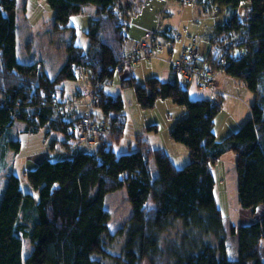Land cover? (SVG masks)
<instances>
[{
	"label": "trees",
	"instance_id": "trees-1",
	"mask_svg": "<svg viewBox=\"0 0 264 264\" xmlns=\"http://www.w3.org/2000/svg\"><path fill=\"white\" fill-rule=\"evenodd\" d=\"M44 1L53 11L54 29L72 30L65 59L51 75L36 60L22 62L16 58L15 0H0V137L17 119L22 121L24 132L43 131L46 137H52L50 145L57 141V134L63 136L60 145L68 143L77 132L76 125L80 127V118L74 108L67 107H72L74 100H57L56 94L63 81L74 80L79 73L87 76L92 92L100 99L99 119L108 133L93 151L75 149L71 157H43L29 167L25 176L38 192L36 199L30 190H22L16 173H7L0 199V264H101L93 256L109 255L105 237L110 214L104 209V197L122 187L133 208L118 231L125 232L122 249L127 264H138L142 258L151 259L158 253L166 256L165 264H264V214L231 226L230 234L237 237V255L229 258L224 216L210 169L215 159L232 151L239 203L253 209L258 205L246 195L244 175L246 166L256 160L258 147L264 155V0H192L201 12L225 6V19L209 36L210 44L211 37L221 32L233 31L241 38L242 52L232 56L223 70L245 82L255 95L251 116L220 140L213 127L219 102L209 97L191 98L187 85H180L176 79L163 81L151 76L140 85L135 83V76H124L123 81L135 85V98L142 108L154 106L158 98H170L186 107L169 133L172 140L189 150L188 162L180 167L162 148L151 147L143 134H137L133 151L117 154L112 149L124 135L123 98L119 93L108 94L102 83L112 78L117 64L127 56L123 42L129 12L137 1L118 6V0ZM242 1L248 6L240 17L235 8ZM87 7L95 8V15L88 19L84 31L88 38L84 50L74 43L76 34L69 21ZM153 33L172 42L177 34L169 26ZM171 72L176 77L172 67ZM7 145L17 151L20 139L2 144L0 161L6 160ZM173 220L181 221L184 233L180 242L171 241L162 251L161 234ZM196 232L215 237L216 244L202 240ZM23 238L31 245L24 259Z\"/></svg>",
	"mask_w": 264,
	"mask_h": 264
},
{
	"label": "rangeland",
	"instance_id": "rangeland-1",
	"mask_svg": "<svg viewBox=\"0 0 264 264\" xmlns=\"http://www.w3.org/2000/svg\"><path fill=\"white\" fill-rule=\"evenodd\" d=\"M132 0H118L117 5H125L126 3H131ZM153 3L149 4L148 0H140L141 10L143 7L148 9L149 17L148 23H144V26H151L152 32L154 30H160L166 24L173 28L174 34L177 33V37L172 41L168 38H164L157 35V41L162 44V47L170 49L174 52H167V56L171 59H177L186 47L188 38L195 35L197 37L196 46L198 42H203L205 34L208 32L207 26L214 19L222 17L225 14V6H222L220 10H208L207 12H201L199 6L195 2H184L183 0H152ZM136 2V0H134ZM16 4V58L22 62H38V66L44 71H48V74L55 73L57 66H59L65 59V45L70 41L72 35L71 29H66L65 31H60L54 29L52 25L53 11L43 0H15ZM247 2L242 1L237 8H235L238 16H243L245 9L247 7ZM144 8V9H145ZM92 8H86L80 13H76L71 16L69 23L74 28V33L76 36L73 41L76 45H80L84 50L88 48V38L85 34V29L87 27V22L89 17L93 14ZM133 11L131 14H135ZM132 21L133 16L131 17ZM163 23V24H162ZM141 23L130 24L128 29V38L125 40V45L123 50L126 54H129L132 50L130 39L132 36L140 37ZM148 26V27H149ZM185 46V47H184ZM162 48V49H163ZM162 49H158L154 54L155 56L147 57L133 63L132 71L134 76H136L135 83L142 85L145 78L151 76L152 72L159 71L162 67V60L160 52ZM207 54L209 52L208 47L204 49ZM207 56V55H205ZM202 56L200 52L201 59ZM150 62V63H149ZM169 62L168 60L166 61ZM166 63V64H167ZM157 67V70L152 69ZM169 66L170 63H169ZM154 70V71H153ZM130 69L120 72L115 71L111 79H107L103 82L104 88L108 90L112 95L120 94L123 98V113L125 115V128L124 135L112 144V149L115 153L121 154L136 149L135 138L137 134H144L149 132L150 134L154 132V128L157 126L158 137H160L165 142L175 143L173 140L169 139L170 128L172 127L174 120L180 118L181 110H186L185 106L182 104H176L171 99L167 103L163 99L158 100L154 106L142 108L137 103V98H135V85L131 86L123 81L124 72L130 74ZM224 71L218 70L217 74L220 76V72ZM227 74V73H226ZM217 75L218 83L222 84ZM229 76V82L238 81V78ZM231 80V82H230ZM194 86L192 82L188 85V90L190 93H194ZM246 92H251L246 85ZM217 90V86H215ZM81 93H78L80 92ZM91 83L89 82L86 75L79 73L74 80H66L61 83V87L56 94V99L69 102L73 98L78 97V102L76 103L77 113H83L84 110L90 109L96 116L100 115V110L97 106L92 104L91 101ZM231 93V94H230ZM253 92H251L252 94ZM83 94V95H82ZM203 95L207 96V91L204 89ZM254 96V94H253ZM226 105H222L214 117V131L217 138H220L224 131L232 125L234 130L238 129L240 125L245 122L250 116V106L253 104V98L246 103V96L243 93L238 92L237 89L234 92H229V96ZM75 103V101H74ZM166 104H169L167 107ZM69 109L71 105L67 106ZM237 112V113H236ZM173 120V121H172ZM151 126V127H149ZM23 123L20 120L15 119L13 126L10 131H8L5 136L0 137V152L2 151V144L8 143V141H15L17 138L20 139L19 149L15 151L10 147H6L5 155L6 160L0 161V199L3 195V190L5 188L6 180L5 176L7 173L14 172L18 175L22 190L27 192L31 191L35 195V199L38 197V192H36L33 187L28 183L26 179L25 171L29 167L36 165L40 160V156L43 155L45 158H50L51 160L61 159L62 157H71L75 153V148L71 150L62 148L54 149L50 144L53 140L52 137H46L43 131L38 133H26L23 130ZM229 131V132H230ZM228 133V132H227ZM225 133V134H227ZM148 134H146L147 136ZM225 136V135H224ZM223 137V136H222ZM221 137V138H222ZM5 140V141H2ZM179 146L184 145L182 143ZM81 147H86L90 151H93L98 147V145H93V147L85 146L82 144ZM168 148V147H167ZM169 149V148H168ZM187 150V149H185ZM7 152V153H6ZM187 162L189 159V151L187 150ZM227 155L223 157V161L219 163L222 167H218L219 175L215 176V188L214 193L216 194L217 203L220 205L223 214V225L225 230L226 247L229 254V258H233L237 255V237L230 234L231 226H240V224H246L251 220L261 217L264 214V185H256L258 183V172L259 177L264 179V166L261 165L260 160L254 163H249L246 166L247 174L244 178V190L246 195L250 197L253 202L257 203L256 207L253 209L252 206L244 207L239 203V195L237 192L238 181H236L237 174L235 170L236 161L234 159V154L231 151H226ZM39 156V157H37ZM185 154L172 155V158L178 164H182L185 159ZM184 165V164H183ZM218 165V166H219ZM152 176H156L155 163H152ZM104 209L109 211V219L107 223L108 235L105 237L106 251L108 256H103L101 254L94 255L95 259H99L101 264H127L124 257L123 245L125 243V232L118 233L119 229L125 225L129 216L131 215L133 208L129 198L126 195V188L122 187L116 191L109 192L104 197ZM180 220H173L172 224L161 234L160 247L161 250H165L166 244L171 241L180 242L181 236L184 233V228L181 225ZM202 240H209L213 244H216L215 237L211 235L199 234ZM22 253L23 259L31 250V245L28 239H22ZM264 246V245H263ZM264 251V250H263ZM264 255V254H263ZM166 256L164 254L158 253L153 258L148 259L147 257L142 258L138 264H165Z\"/></svg>",
	"mask_w": 264,
	"mask_h": 264
},
{
	"label": "built area",
	"instance_id": "built-area-1",
	"mask_svg": "<svg viewBox=\"0 0 264 264\" xmlns=\"http://www.w3.org/2000/svg\"><path fill=\"white\" fill-rule=\"evenodd\" d=\"M183 1L190 2L192 0ZM196 39L195 35L191 36V41L183 49V53L177 59L169 58V63L176 74L177 82L189 84L190 81L197 80L199 87L208 89L210 91V99L218 103L221 94L215 89V86H217L216 73L229 63V59L232 56H236L240 51L242 52V40L233 31L221 32L213 38L211 37L209 57L201 59L200 51H198L196 46ZM161 46L162 44L156 40L155 33L146 31L144 39L134 45L129 53L130 55H127L117 64V71L131 68L135 61L144 58L148 59L147 57L151 56L154 57L156 50ZM91 101L92 104L97 105L100 99L93 93ZM79 126L78 137L81 140L84 139L88 144H93L108 133L104 121L102 122L89 109L85 110L81 115Z\"/></svg>",
	"mask_w": 264,
	"mask_h": 264
},
{
	"label": "crops",
	"instance_id": "crops-1",
	"mask_svg": "<svg viewBox=\"0 0 264 264\" xmlns=\"http://www.w3.org/2000/svg\"><path fill=\"white\" fill-rule=\"evenodd\" d=\"M137 1V3H136V5H135V7L132 9L133 11H136V13L135 14H131L132 13V11H130L129 13H130V17H129V26H130V24L132 25V24H136V23H141L142 25H139V26H141V28H140V37H135V36H132V38L130 39V43H131V46H132V44H133V46H132V49H133V47H134V45L135 44H137V42H140V41H142L143 39H144V37H145V33H146V31H151L150 29H152L151 28V26H144L143 24L144 23H148V17H149V13H148V9H146L145 7H143L141 10L139 9V7H140V0H136ZM193 2V1H192ZM148 3L149 4H152L153 3V1L152 0H148ZM145 8V9H144ZM93 9V14L90 16V17H92V16H94L95 15V8H92ZM219 11V10H218ZM133 16V21H132V19H131V17ZM89 17V18H90ZM225 19V17H224V15L222 16V17H218V18H216V19H214L213 20V22H210V24L207 26V30H208V32L205 34V38H204V41L203 42H198V51H200L201 53H202V56H205V55H207V56H205V57H209V55H210V53L208 52L207 54L204 52V49L205 48H207L208 47V50L210 49V41H209V36H211L212 34H213V32H214V30L216 29L215 27L218 25V24H220V22H222L223 20ZM163 24V23H162ZM165 26H169V27H171L170 25H168V24H166ZM164 26V27H165ZM163 28V27H162ZM161 28V29H162ZM172 28V27H171ZM128 29H129V27H128ZM128 29H127V31H128ZM173 29V28H172ZM126 31V32H127ZM152 32V31H151ZM127 38H128V32H127ZM126 38V39H127ZM158 38V37H157ZM190 38H188V41H187V43H185V46L187 47L188 46V44L190 43ZM124 43V45L126 44L125 43V41L123 42ZM124 45H123V47H124ZM184 46V47H185ZM161 49L163 48L162 46L160 47ZM159 48V49H160ZM131 49V50H132ZM169 51V53H173L174 54V52L171 50L170 51V49H168V47H166V49L165 48H163L162 49V51L160 52L161 54H160V58H161V60H162V67L159 69V71H156V72H152V74H149V75H151V76H157V77H159L160 79H162L163 81H167V80H175L176 79V77H175V75L173 74V72H171V67L169 66V62L167 63L166 61L168 60L169 61V57L167 56V52ZM124 54H126L125 52H124ZM127 55H129V54H127ZM150 63V62H149ZM167 63V64H166ZM62 64V63H61ZM60 64V65H61ZM59 65V66H60ZM59 66H57V69H58V67ZM152 69H155V70H157V67H153V65H152ZM131 71H130V75H132V76H134V74H133V71H132V68L130 69ZM57 71V70H56ZM123 71H126V69H123ZM123 71H121V72H123ZM154 71V70H153ZM48 72V71H47ZM56 73V72H55ZM218 73V72H217ZM216 73V78H217V74ZM227 72H225V71H222V72H220L219 74H220V76L218 75V78H219V80L220 81H222V84H220V83H218V81H217V79H216V83H217V92L218 93H220L221 94V96H220V99H219V103H220V105L222 106V105H226V103H227V100H228V98L229 97H227V98H225L226 96H229V92H234V90L235 89H237L238 90V92H240V93H243L245 96H246V103H248L251 99H252V97H254L255 98V95L253 96V94L254 93H252L251 94V92H246V88H245V82H242L241 80H239L238 79V81H234L233 80V82H231V80H230V82H231V84L229 83V82H227L230 78H229V74L227 73ZM50 75H51V73H49ZM54 74V73H53ZM124 74L125 75H128L129 73L128 72H124ZM151 76H149V77H151ZM135 78H136V76H135ZM146 79V78H145ZM177 80V79H176ZM193 83V84H195V86H194V93L195 94H193V93H190V91L188 90V85L186 86V88H187V90H188V95L191 97V98H201V97H209L210 98V91L208 90V89H206V88H204V87H199V84H198V82H197V80H192V81H190V83ZM178 83V82H177ZM180 84V83H179ZM102 85H103V83H102ZM247 87V86H246ZM103 88H104V86H103ZM206 90L207 91V96H205V95H203L202 94V92H203V90ZM104 90L108 93V94H111L108 90H106V88H104ZM78 93H81V91L80 92H78ZM231 94V93H230ZM83 95V94H82ZM112 95V94H111ZM254 98H253V100H254ZM78 97H75V98H73V100L75 101V103H73L74 105V107L72 106V107H70V108H74V111H76V103L78 102ZM162 98H158L157 100H156V102L158 101V100H161ZM170 99V98H169ZM169 99H163L164 100V102L165 103H167L168 102V100ZM155 102V103H156ZM167 105V107H169V104H166ZM221 106H220V108H221ZM186 108V107H185ZM85 111V110H84ZM84 113V112H83ZM94 113V112H93ZM186 113V110H181V113H180V116H183L184 114ZM237 113V112H236ZM82 114V113H81ZM80 113H77V111H76V115H81ZM95 114V113H94ZM179 119V118H178ZM177 119V120H178ZM173 121V120H172ZM175 121L176 120H174L173 122H170V123H175ZM172 124V125H173ZM231 127L229 128H227L225 131H224V134L222 135V136H224L225 135V133H227V132H229L230 130H234V129H232V128H234V126L232 127V125H230ZM76 131L78 132L79 131V128L77 127V125H76ZM77 132H75V135H74V137H72L71 138V140L68 142V143H66V144H64V145H61L62 146V148H66V149H69V150H71V148L72 149H76V150H81V149H87V150H89L88 148H86V147H81L82 146V144H85V146H88V147H93V145H99V142L100 141H103L104 140V138H103V140L102 139H98V141H96V142H94L93 144H88L84 139H80L77 135H78V133ZM154 132L155 133H149V132H147V133H144L143 135H144V137H145V139H146V141H148V143L150 144V146L151 147H153V148H162L164 151H166L167 152V154L170 156V158L172 159V161L175 163V165L177 166V167H180V166H182L184 163H186V159L188 158L187 156V148H186V146H184L185 148H183L182 146H179V145H177V144H175V143H177L175 140H173L175 143H171V141L169 142H165L164 140H162L160 137H158V130H157V126H156V128H154ZM214 133H215V131H214ZM146 134H148L147 136H146ZM221 136V137H222ZM55 137H56V142L53 144V145H51L54 149H56V148H59V146H60V140L63 138V136H61V135H55ZM105 137V136H104ZM215 137L217 138V136H216V134H215ZM221 137L220 138H217L218 140H220L221 139ZM102 138V137H101ZM169 139H171V137H169ZM172 140V139H171ZM63 143V142H62ZM178 144H180L179 142H178ZM184 145V144H183ZM169 149H168V148ZM185 149H187V150H185ZM189 151V150H188ZM232 152V151H231ZM227 152H225L224 154H222L220 157H218L217 159H215V162L214 163H211L210 164V169H211V171L213 172V175H214V178H215V176L216 175H219V171H218V167H221L220 165H219V163L220 162H222L224 159H223V157H225V155H227L226 154ZM181 154H185V159L182 161L183 163L182 164H178V163H180V162H177L176 160H174L173 158H172V155H181ZM234 154V153H233ZM37 157H39V156H37ZM41 158H43V155L42 156H40ZM40 158V159H41ZM255 158H256V160L253 162L254 164L257 162V161H259L260 160V162H261V165L262 166H264V155H263V153H262V151L260 150V148L258 147L257 149H256V151H255ZM234 159H235V154H234ZM235 161H236V159H235ZM219 165V166H218ZM222 168V167H221ZM247 171H248V169L245 171V174H247ZM259 172H260V170H259ZM259 172H258V183H256V185H259V186H263L264 185V179H262V178H260L259 177ZM244 178H246V175H244ZM215 180V179H214ZM260 191H264V190H260Z\"/></svg>",
	"mask_w": 264,
	"mask_h": 264
},
{
	"label": "clouds",
	"instance_id": "clouds-1",
	"mask_svg": "<svg viewBox=\"0 0 264 264\" xmlns=\"http://www.w3.org/2000/svg\"><path fill=\"white\" fill-rule=\"evenodd\" d=\"M156 39H157V38H156ZM129 69H131V68H129ZM120 72H121V71H120ZM178 83H179V82H178ZM189 83H190V82H189ZM180 85H189V84H180ZM91 95H92V94H91ZM219 99H220V98H219ZM218 102H219V100H218ZM95 106H97V105H95ZM87 110H88V109H87ZM89 110H90V109H89ZM90 111H91V110H90ZM84 112H85V111H84ZM91 112H93V111H91ZM82 114H83V113H82ZM82 114H81V115H82ZM93 114H94V113H93ZM81 115L79 116V118L81 117ZM94 115L96 116V114H94ZM97 117H99V116H97ZM77 133H78V132H77ZM78 135H79V133H78ZM78 135H77V136H78ZM104 136H105V135H104ZM104 136H103V137H104ZM100 138H101V137H100ZM97 141H98V140H97Z\"/></svg>",
	"mask_w": 264,
	"mask_h": 264
},
{
	"label": "bare ground",
	"instance_id": "bare-ground-1",
	"mask_svg": "<svg viewBox=\"0 0 264 264\" xmlns=\"http://www.w3.org/2000/svg\"><path fill=\"white\" fill-rule=\"evenodd\" d=\"M158 49H159V48H158ZM158 49H157V50H158ZM157 50H156V51H157Z\"/></svg>",
	"mask_w": 264,
	"mask_h": 264
}]
</instances>
